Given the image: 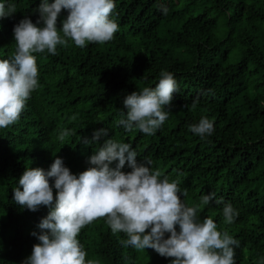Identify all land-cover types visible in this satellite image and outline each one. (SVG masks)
Returning a JSON list of instances; mask_svg holds the SVG:
<instances>
[{"label": "trees", "instance_id": "obj_1", "mask_svg": "<svg viewBox=\"0 0 264 264\" xmlns=\"http://www.w3.org/2000/svg\"><path fill=\"white\" fill-rule=\"evenodd\" d=\"M114 2L119 30L110 42L79 48L69 39L56 55L33 53L39 87L19 120L0 129V264H24L40 243L32 233L41 234L38 225L51 211L41 206L32 212L15 203L13 189L25 170L49 171L61 158L79 177L108 139L130 144L138 164L179 181L188 192L181 197L187 206L215 193L199 208L200 222L212 218L218 231L239 242L236 264H264V0ZM0 3L16 6L14 15L0 18L2 60L15 53L14 27L25 17L34 24L40 19L42 0ZM68 15L62 10L58 28ZM163 71L178 85L172 104L164 106L168 119L152 135L125 131L118 123L126 119L124 98L154 89ZM205 117L214 131L202 138L189 128ZM100 129L108 135L94 141ZM64 130L70 135L60 141ZM131 170L127 164L122 169ZM228 204L238 212L231 224L223 216ZM78 239L86 260L97 264H172L153 249L125 247L127 235L113 233L106 218L85 226Z\"/></svg>", "mask_w": 264, "mask_h": 264}, {"label": "clouds", "instance_id": "obj_2", "mask_svg": "<svg viewBox=\"0 0 264 264\" xmlns=\"http://www.w3.org/2000/svg\"><path fill=\"white\" fill-rule=\"evenodd\" d=\"M115 8L114 0H55L52 4L42 0L40 19L35 24L25 17L14 27L15 53L10 59L0 60V129L19 120L26 101L39 87L33 53L56 55L57 46L67 47L69 39L79 48L110 42L119 30L112 15ZM62 10L69 15L58 28ZM162 11L167 15L166 7ZM15 12V4L6 7L0 3V18ZM177 92L173 75L161 72L154 89L145 87L124 98L126 119H121L119 125L127 132L139 129L154 134L168 119L164 106L172 104ZM189 130L203 138L212 134L214 124L205 117ZM69 135L64 130L58 139L64 141ZM102 135L107 136L108 130L96 131L93 140L99 141ZM115 161L118 164L113 169ZM88 162L92 166L79 177L64 166L61 158L54 160L49 171L31 167L20 177L13 189L15 203L32 212L41 206L51 209L38 225L41 234L32 233L40 243L34 245L24 264H97L86 260L87 252L78 236L85 226L100 218H106L113 233L127 235L128 239L122 241L125 247L153 249L162 257L172 258V264H236L234 248L239 242L227 231H218L212 218L203 222L198 219L199 208L215 199V193L202 196L195 207L187 206L181 197H187L188 192L181 191L179 181L170 182L167 176L161 178L159 170L138 164L132 146L114 139L106 140ZM126 164L131 172L122 171ZM223 216L225 223L231 224L238 212L228 204ZM166 234L170 237L165 238Z\"/></svg>", "mask_w": 264, "mask_h": 264}]
</instances>
